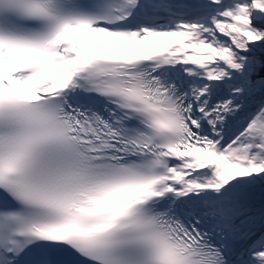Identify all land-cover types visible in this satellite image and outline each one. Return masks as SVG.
<instances>
[{
    "label": "snow or ice",
    "instance_id": "obj_1",
    "mask_svg": "<svg viewBox=\"0 0 264 264\" xmlns=\"http://www.w3.org/2000/svg\"><path fill=\"white\" fill-rule=\"evenodd\" d=\"M0 264H264V0H0Z\"/></svg>",
    "mask_w": 264,
    "mask_h": 264
}]
</instances>
